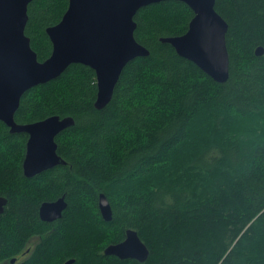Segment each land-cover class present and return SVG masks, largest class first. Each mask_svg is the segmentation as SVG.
<instances>
[{"label": "trees", "instance_id": "trees-1", "mask_svg": "<svg viewBox=\"0 0 264 264\" xmlns=\"http://www.w3.org/2000/svg\"><path fill=\"white\" fill-rule=\"evenodd\" d=\"M68 5L29 4L25 33L40 61L53 49L47 28ZM216 10L229 24L227 81L161 41L186 33L194 16L165 0L137 12L135 37L150 54L126 65L104 108L95 107V70L81 63L22 96L19 124L75 119L56 137L65 164L27 177L29 136L0 121V264H264V0H216ZM61 196L62 218L43 221L42 203ZM128 229L149 247L146 261L105 254Z\"/></svg>", "mask_w": 264, "mask_h": 264}, {"label": "water", "instance_id": "water-1", "mask_svg": "<svg viewBox=\"0 0 264 264\" xmlns=\"http://www.w3.org/2000/svg\"><path fill=\"white\" fill-rule=\"evenodd\" d=\"M32 1L0 0V121L12 133L29 136L23 161L27 177L66 163L58 154L56 137L74 125L75 119L53 115L33 123H17L15 114L24 93L58 78L70 65L81 63L95 70L98 87L95 107L104 108L111 101L126 65L150 54L135 37L137 12L165 0H69L60 22L47 28L53 49L44 61L38 59L25 33ZM177 1L185 2L194 16L186 33L161 41L170 43L180 56L194 62L215 81H227L230 76L226 41L229 24L216 10V0ZM256 54L263 55L264 48L259 46ZM7 202L6 197L0 196V216ZM67 206L64 196L45 201L40 207L41 219L46 222L60 219ZM98 206L103 219L111 221L113 209L104 193L99 196ZM105 254L144 262L150 250L135 229H128L125 239L108 245ZM16 261L17 258L11 259L12 264ZM73 262L69 260L67 264Z\"/></svg>", "mask_w": 264, "mask_h": 264}, {"label": "flooded vegetation", "instance_id": "flooded-vegetation-1", "mask_svg": "<svg viewBox=\"0 0 264 264\" xmlns=\"http://www.w3.org/2000/svg\"><path fill=\"white\" fill-rule=\"evenodd\" d=\"M62 197V196H61ZM60 198V197H59ZM58 199V198H57ZM57 199H55V200H57ZM52 201H54V200H52ZM41 207V206H40ZM39 215H40V210H39ZM40 218H41V216H40ZM61 219V218H60ZM60 219H57V220H54V221H51V222H47V223H49V224H53V225H55V224H57V222L60 220ZM46 222V221H45ZM55 227V226H54ZM42 236L40 235V236H35V237H33L30 241H29V243H28V245H27V249H32V248H34V247H31L29 244L32 242V240L33 239H39V243L42 241Z\"/></svg>", "mask_w": 264, "mask_h": 264}, {"label": "rangeland", "instance_id": "rangeland-1", "mask_svg": "<svg viewBox=\"0 0 264 264\" xmlns=\"http://www.w3.org/2000/svg\"><path fill=\"white\" fill-rule=\"evenodd\" d=\"M39 243V239H33L32 242L29 244L31 247H36L37 244ZM32 248V249H34ZM4 264H10L9 261L7 263H4Z\"/></svg>", "mask_w": 264, "mask_h": 264}]
</instances>
